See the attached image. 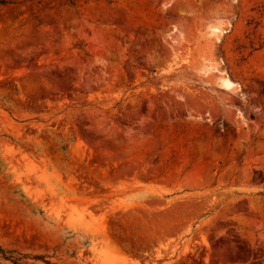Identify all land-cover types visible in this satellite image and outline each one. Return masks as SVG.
I'll return each instance as SVG.
<instances>
[{"label": "rangeland", "instance_id": "1", "mask_svg": "<svg viewBox=\"0 0 264 264\" xmlns=\"http://www.w3.org/2000/svg\"><path fill=\"white\" fill-rule=\"evenodd\" d=\"M0 247L264 264V0H0Z\"/></svg>", "mask_w": 264, "mask_h": 264}, {"label": "trees", "instance_id": "2", "mask_svg": "<svg viewBox=\"0 0 264 264\" xmlns=\"http://www.w3.org/2000/svg\"><path fill=\"white\" fill-rule=\"evenodd\" d=\"M0 258L10 260L13 264H22L26 256L14 255L12 251H6L5 249L0 247ZM47 264H51V263L47 261Z\"/></svg>", "mask_w": 264, "mask_h": 264}, {"label": "bare ground", "instance_id": "3", "mask_svg": "<svg viewBox=\"0 0 264 264\" xmlns=\"http://www.w3.org/2000/svg\"><path fill=\"white\" fill-rule=\"evenodd\" d=\"M227 84H231V82L228 81Z\"/></svg>", "mask_w": 264, "mask_h": 264}]
</instances>
